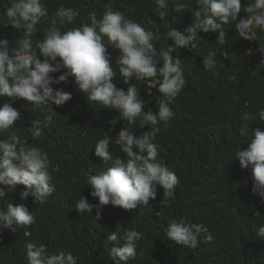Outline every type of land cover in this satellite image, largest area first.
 Wrapping results in <instances>:
<instances>
[{"label": "trees", "instance_id": "16d2710c", "mask_svg": "<svg viewBox=\"0 0 264 264\" xmlns=\"http://www.w3.org/2000/svg\"><path fill=\"white\" fill-rule=\"evenodd\" d=\"M47 5L49 16L61 4L80 12L74 25L90 23L88 15L95 12L102 16L107 5L121 11L127 18L139 23L145 29H153L149 21L156 22L161 39L154 42L159 51L174 44L163 37L171 28L183 33L192 22L196 9L195 0H180L188 5L181 13L171 10L167 23L160 21L156 13L155 0H42ZM248 0H241L242 11L238 19L245 15L243 8ZM8 0H0V37L9 39L12 48L18 46L23 30H17L8 23L5 8ZM47 20L37 25L33 41L42 38L48 27ZM64 26H62L63 28ZM226 44L222 52L225 60L217 54L216 71L219 76L203 69L202 60L209 51L217 49L216 33H200L203 40L197 48L177 49L174 57L181 58V67L186 78L182 92L169 103L174 113L171 122L157 125V161L173 170L179 184L174 196L164 197L158 187L155 200L134 210H124L111 204L103 207L99 221L95 210L91 215L75 210V202L84 196L90 204L98 203L90 196L91 186L86 184L89 175L97 174L111 166L95 156V144L103 135L115 141L123 126L129 128L137 138L147 126L139 128V121L128 124L111 121L118 113L106 110L95 102L87 101V94L80 92L74 78L68 83L54 85L72 94V99L59 108H54L57 116L44 130L42 136L34 138L29 128L31 121L43 119L44 113L32 108L28 103L15 100L13 107L21 113V118L13 126V131L31 145L46 152L50 159L51 183L55 192L44 203L34 201L29 196L24 202L35 215L36 222L30 226L0 229V264H29L25 245L44 244L48 251L71 252L77 257V264H114L106 247L108 233L118 231L121 237L128 227H135L143 236L138 242L137 256L127 264H264V240L257 238L258 226H264V204L252 192V169H242L235 160L237 149L246 147L257 129L264 131V120L258 111L264 109V71L257 75L253 70L260 62L256 51L257 42L241 38L234 25H226ZM264 40V33L260 34ZM105 44L115 73L113 83L117 88L127 90L119 73L116 58L119 51ZM251 49L253 55L247 53ZM159 67V66H158ZM58 77L59 73L54 74ZM235 76V79L229 77ZM135 83L147 107L155 113L157 99H164L158 88H148L147 81ZM238 97V99H237ZM8 98H0V105ZM248 125V135L241 136L240 130ZM111 129V130H110ZM0 133V139H6ZM113 159L126 161V154L119 146L110 143ZM134 151H138L134 149ZM146 155V153L144 154ZM239 182L246 186L238 187ZM18 186L14 193L0 199V209L9 203L19 204ZM186 219L190 223L206 225L213 239L201 242L197 248L175 245L165 234L170 219ZM124 241L121 240V244Z\"/></svg>", "mask_w": 264, "mask_h": 264}, {"label": "clouds", "instance_id": "9594fccd", "mask_svg": "<svg viewBox=\"0 0 264 264\" xmlns=\"http://www.w3.org/2000/svg\"><path fill=\"white\" fill-rule=\"evenodd\" d=\"M156 13L160 21L167 23L169 11L184 12L188 5L180 0H155ZM196 9L192 13V22L181 33L173 28L163 37L174 42L173 45L155 47L162 37L156 22L149 21L153 29H145L139 23L127 18L121 11L113 10L109 4L98 19L90 12V23L74 25L80 15L77 9L61 4L51 16L42 0H8L5 15L8 23L17 30H23L18 46L9 52L10 41L0 37V98H8L0 105V133H6V139H0V199L15 192L19 193V204L9 203L6 209H0V229L16 231L17 228L30 226L36 222L35 215L24 203L29 196L34 201L44 203L55 192L51 183L50 159L46 152L22 139L13 131L15 122L21 113L13 107L15 100H21L45 115L43 119L31 121L29 131L39 139L44 130L54 122L58 114L54 108L63 106L72 99V94L60 87L74 78L80 92L87 94L88 102H95L106 110H115L118 115L111 121L135 124L142 131L137 138L129 128L123 126L115 141L108 136L98 139L95 144V156L111 166L97 174L89 175L86 184L91 186L90 196L98 203L90 204L81 196L75 202V210L91 215L95 210V219L100 220L103 207L111 204L124 210H134L146 206L155 200L158 187L164 197H173L179 179L173 170L157 161L158 145L155 142L159 132L158 124L167 126L174 117L169 103L185 88L186 78L181 67V58L172 54L177 49L197 48L203 40L200 33H216L217 49L209 51L202 60L203 69L219 76L216 71L218 53L226 44V25H234L239 36L249 42L259 41L256 49L260 62L253 70L257 75L264 71V0H248L242 11L241 0H195ZM47 20L48 27L42 32V38L34 42L37 25ZM62 26H64L62 28ZM119 51L116 63L125 84V91L113 83L115 73L108 46ZM249 56L253 51L249 49ZM159 66V67H158ZM59 73L58 77L54 74ZM147 81L148 88H158L164 99H157L158 109L154 113L147 111L145 101L140 96L135 83L129 81ZM235 76L229 79H235ZM238 99V97H237ZM264 120V109L258 111ZM111 130V129H110ZM240 135H248V125L240 130ZM110 143L119 146L127 160L113 159ZM134 149L138 151H134ZM146 153V155H144ZM235 160L242 169H252V192L264 204V131L257 129L246 147L237 149ZM238 187L246 186L239 182ZM166 237L175 245L195 249L201 242H211L213 237L206 225L190 223L186 219H170L165 229ZM257 238L264 240V226H258ZM143 239L135 227L126 228L123 236L118 231L108 233L106 247L114 264H127L137 256L138 242ZM121 240L124 242L121 244ZM29 264H77V257L71 252L58 251L52 254L44 244L25 245Z\"/></svg>", "mask_w": 264, "mask_h": 264}]
</instances>
